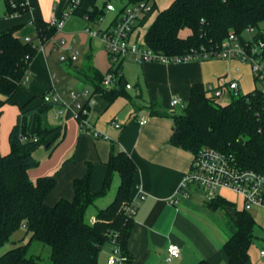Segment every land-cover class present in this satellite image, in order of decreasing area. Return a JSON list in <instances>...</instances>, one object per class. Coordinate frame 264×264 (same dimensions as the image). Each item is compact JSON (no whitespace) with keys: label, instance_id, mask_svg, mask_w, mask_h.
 Masks as SVG:
<instances>
[{"label":"trees","instance_id":"16d2710c","mask_svg":"<svg viewBox=\"0 0 264 264\" xmlns=\"http://www.w3.org/2000/svg\"><path fill=\"white\" fill-rule=\"evenodd\" d=\"M108 1L120 4L119 14L129 6L150 5V11L136 30L143 28L154 12L152 0ZM6 3L7 15L28 11L27 5L12 6L10 0ZM105 5L100 6L97 0H81L73 15L95 24L106 16ZM262 24L264 0H173L167 9L155 16L142 40L153 52L183 57L200 47L218 48L232 31L241 34L252 28L262 33ZM35 27L40 44H46L56 34L50 23L36 21ZM184 30L188 34L182 37L180 33ZM14 33V30L0 33V109L22 86L38 52L34 42L20 41ZM120 64L121 61L108 71L116 78L110 90L103 86L104 77L90 67L84 69L80 79L93 87L92 95H99L111 103L126 96L127 83L120 72ZM44 94L41 105L29 107L34 96L20 107L8 136L10 152L5 156L0 154V250L20 229L25 231V238L29 237L25 245L15 246L2 254L0 264H41L37 257L28 256V247L33 241L50 248L52 264H98L102 249L113 243V236L122 256L131 264L127 243L133 219L123 208L130 204L137 167L126 153L112 150L102 188L95 194L91 192L92 169L88 165L83 177L73 182L71 201L62 199L48 206L46 198L55 186L54 178H40L35 183L29 180L27 171L38 166L33 152L40 146L53 149L62 137L60 127L46 124V116L53 105L43 102ZM160 116L173 122L172 146L192 155L203 148L232 153L243 168L264 174V96L257 90L220 105L205 96L202 84H195L183 109ZM116 174L120 184L113 201L96 212L93 223L88 222V208L108 194ZM204 204L213 213H224L225 225L231 233L224 244L228 264H246L256 225L250 213L236 210L232 216L227 209L233 205L221 197ZM196 264L208 262L201 260Z\"/></svg>","mask_w":264,"mask_h":264},{"label":"crops","instance_id":"0c3cea01","mask_svg":"<svg viewBox=\"0 0 264 264\" xmlns=\"http://www.w3.org/2000/svg\"><path fill=\"white\" fill-rule=\"evenodd\" d=\"M172 2L152 0L154 12L146 25L134 33L133 39H141V31L148 28L155 16ZM24 3L28 11L7 15L6 0H0V33L14 30V36L20 41L29 39L38 46L22 86L0 109V154L3 156L10 152L8 136L16 123L20 107L29 99L35 96L29 106L33 107L41 105V96L50 90L76 93L85 90L92 94L93 87L88 82H82L80 74L90 67L104 77L114 65L103 42L85 32L86 28L91 31L106 29L114 17L112 13H106L103 23L95 24L79 16H70L62 31L56 32L53 41L40 50L35 22L49 23L59 19L67 11L70 0H24ZM59 39H64V45L58 46ZM66 47L77 50V61L73 64L61 63L58 59L55 63L56 54H69L65 51ZM245 68L247 74L251 75L249 67L238 61L160 64L121 60L120 72L127 85L131 86L126 89V96L110 103L94 95L95 107L90 123L94 131L107 139L94 138L92 130H81L78 122L72 118L56 120L52 109L46 116V124L60 127L62 137L53 149L40 146L33 152L38 166L27 171L29 180L35 183L40 178H54L55 186L46 198V204L53 206L59 200L73 199V182L82 178L90 165L91 192L95 194L102 188L106 163L112 150L115 153L122 151L137 167L130 204L138 203V206L132 216L133 227L127 243L131 264H196L201 260L208 264H228L224 244L231 233L226 225L225 228L204 220L203 216L213 212L206 209L203 201L199 207L193 202L196 198L184 199L177 195L192 162V154L170 144L173 122L160 115L172 114L179 109L170 105L175 98L186 104L191 87L195 84L224 85L233 79L238 82L242 94H247L243 93L240 80ZM141 118L147 119L146 124L140 125ZM114 124H119L120 128L115 129ZM116 176L119 178L116 174L114 183ZM115 194L97 199L88 208V222L95 220L96 212L106 208ZM141 195L144 196L143 200H139ZM220 197L233 205L227 209L232 216L234 211H242L241 199L236 194L224 190L220 192ZM253 211L264 210L252 209L249 212L256 225L246 264H264V257L261 256L264 251V217H253ZM171 244L179 247L180 255L166 262ZM110 254L111 245H106L100 253L98 264H107Z\"/></svg>","mask_w":264,"mask_h":264},{"label":"built area","instance_id":"2783aa9c","mask_svg":"<svg viewBox=\"0 0 264 264\" xmlns=\"http://www.w3.org/2000/svg\"><path fill=\"white\" fill-rule=\"evenodd\" d=\"M80 1L70 0L68 9L61 18L53 19L49 22L51 26L55 27L57 33L62 31L65 21L74 14ZM10 4L12 6L16 4L26 5L24 0H10ZM105 10L106 13H112L114 16L110 25L100 31H91L86 28L85 32L91 38H99L103 42L113 64L125 59L160 64L209 60L238 61L248 65L253 82L259 85L256 90L264 96V33L255 34L256 31L252 28L241 34L232 31L216 49L200 47L183 57H167L147 49L142 38L133 39L134 33L138 30V28L137 30L135 29L136 26L150 11L149 4L140 3L135 6H129L119 14L115 4L107 2ZM103 21L104 18L99 19V23H103ZM244 34L247 35V38L243 37ZM26 41L30 42L29 39ZM51 41H53V38L49 42ZM57 42L58 46L65 43L64 39H59ZM44 45L40 44V50H43ZM65 51L69 54L60 55L59 61L61 63L69 62L73 64L77 61L78 52L76 49L66 47ZM115 81V76L107 73L103 79L104 88L107 90L114 88ZM130 88V85H126V89ZM204 91L208 99L220 105H226L232 99L246 95L242 94L238 82L233 79L228 80L224 85H205ZM43 102L53 105L54 118L56 120L72 118L78 122L81 130H92L94 138L107 139L106 136L92 129L90 118L95 107V99L90 92L85 90L79 93L50 90L44 94ZM170 105L172 108L179 109H183L185 106L184 103L176 98L171 101ZM146 122V118L140 119V125H144ZM113 127L119 129L120 125L114 124ZM224 190L240 197L243 211L250 212L252 209L264 210V174L243 168L237 157L232 153L203 148L192 155V162L179 186L177 195L184 199L202 197L203 203H206L220 197V192ZM143 199L144 196L141 195L139 200ZM137 206L138 203L128 204L124 206L123 211L132 217ZM112 238L111 254L107 264H129L128 259L122 256L120 248L116 244L115 236ZM179 255V247L171 244L168 247L166 262L177 259ZM261 256L264 257V251L261 252Z\"/></svg>","mask_w":264,"mask_h":264},{"label":"rangeland","instance_id":"374dc122","mask_svg":"<svg viewBox=\"0 0 264 264\" xmlns=\"http://www.w3.org/2000/svg\"><path fill=\"white\" fill-rule=\"evenodd\" d=\"M106 1V0H105ZM104 0H97L98 4L101 6L104 2ZM116 4V3H115ZM120 4L117 3L116 6H119ZM262 29V33H264V24H262L261 26ZM147 30V28H144L141 31L140 37L143 39V32H145ZM258 32H255V34H257ZM188 34L187 30H184L180 33V35L182 37H185ZM244 38H247V35L244 34L243 35ZM59 55L56 54L54 57V61L55 63L58 62L59 59ZM57 59V61H56ZM240 63V62H239ZM245 66H248L247 64H245ZM251 75L247 74V70L246 68L242 70V73L240 75V80L242 81L243 84V93H249L253 90H256L259 88L258 83L253 82L252 77L250 78ZM228 100V99H226ZM178 112L180 111L179 109L177 110ZM114 183V182H113ZM118 183H119V178L116 176L115 179V183L112 185L111 190L109 191L108 195L111 194L113 195L114 193H116L117 188H118ZM115 190V192H114ZM110 196V195H109ZM227 198H229V195H226ZM226 199V198H225ZM195 205L197 206H201L202 204V197L196 198V200L193 201ZM199 216H201L200 214H198ZM253 217L258 218L259 216L264 217V211H253L252 212ZM204 220L206 221H212L214 222V224L216 225H221L223 227H225V223L226 220L224 218V213L222 211H218L215 213H207L206 216H203ZM226 228V227H225ZM29 240V237L25 238V231L23 229L18 230L10 239V242H8L7 245H5L1 250H0V256L2 254H4L5 252H7L8 250L14 248L15 246L18 245H25ZM28 256H33V257H37L39 259V261L41 262V264H52L51 262V250L48 246H45L39 242L33 241L30 243L29 247H28Z\"/></svg>","mask_w":264,"mask_h":264},{"label":"water","instance_id":"95a60500","mask_svg":"<svg viewBox=\"0 0 264 264\" xmlns=\"http://www.w3.org/2000/svg\"><path fill=\"white\" fill-rule=\"evenodd\" d=\"M175 112H173L172 114H174Z\"/></svg>","mask_w":264,"mask_h":264}]
</instances>
